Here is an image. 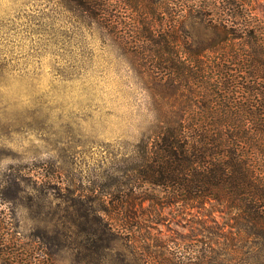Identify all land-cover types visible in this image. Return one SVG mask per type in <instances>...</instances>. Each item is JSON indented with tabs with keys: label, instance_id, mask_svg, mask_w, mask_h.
I'll return each instance as SVG.
<instances>
[{
	"label": "rangeland",
	"instance_id": "obj_1",
	"mask_svg": "<svg viewBox=\"0 0 264 264\" xmlns=\"http://www.w3.org/2000/svg\"><path fill=\"white\" fill-rule=\"evenodd\" d=\"M184 26L191 41L212 37L192 17ZM121 52L59 0H0V219L44 234L52 264H139L131 253L141 264H264L225 248L220 213L188 206L138 202L127 237L133 218L114 206L148 113Z\"/></svg>",
	"mask_w": 264,
	"mask_h": 264
},
{
	"label": "trees",
	"instance_id": "obj_2",
	"mask_svg": "<svg viewBox=\"0 0 264 264\" xmlns=\"http://www.w3.org/2000/svg\"><path fill=\"white\" fill-rule=\"evenodd\" d=\"M59 1L95 24L138 73L148 124L129 161V189L114 206L133 218L122 225L127 237L140 224L135 206L148 200L220 213L228 251L245 262L264 256V16L254 1ZM187 17L212 37L191 41ZM12 228L0 219V264H52L44 234Z\"/></svg>",
	"mask_w": 264,
	"mask_h": 264
}]
</instances>
